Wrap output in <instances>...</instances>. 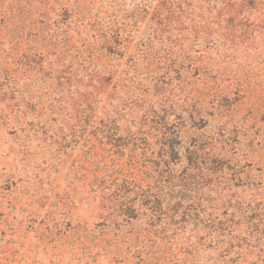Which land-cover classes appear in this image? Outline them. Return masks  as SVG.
Instances as JSON below:
<instances>
[{
  "label": "rangeland",
  "instance_id": "rangeland-1",
  "mask_svg": "<svg viewBox=\"0 0 264 264\" xmlns=\"http://www.w3.org/2000/svg\"><path fill=\"white\" fill-rule=\"evenodd\" d=\"M0 264H264V0H0Z\"/></svg>",
  "mask_w": 264,
  "mask_h": 264
},
{
  "label": "trees",
  "instance_id": "trees-1",
  "mask_svg": "<svg viewBox=\"0 0 264 264\" xmlns=\"http://www.w3.org/2000/svg\"><path fill=\"white\" fill-rule=\"evenodd\" d=\"M172 153H173V151H172ZM188 169L191 171V170H193V167L190 166ZM188 179L192 182H195L196 187L198 185H200V179L199 178L196 179L193 176H190V177H188ZM188 184L189 183H187V182H185L183 184L184 189L187 191L190 190V188L188 187ZM223 207H224V209H223ZM188 208H190V207H188ZM218 209L221 210V212H219V215L218 214L213 215L212 217L210 216L209 218L205 217L204 222H202L203 221L202 219H200L198 217H196V218L199 222L204 223L203 224L204 229H206V228L213 229L211 232H213L214 234H217L219 237H222L221 242H225V239L229 238L226 243L229 244V246H231V245H233L232 241H233L234 236H232V231H231V227L233 225L232 218H229V219L227 218L229 208L222 206V207H219ZM194 210H196V209H194ZM195 216H198V213H196V211H195ZM232 216H233V212L229 214V217H232Z\"/></svg>",
  "mask_w": 264,
  "mask_h": 264
}]
</instances>
